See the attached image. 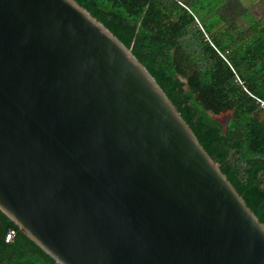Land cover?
Returning a JSON list of instances; mask_svg holds the SVG:
<instances>
[{"label": "water", "instance_id": "95a60500", "mask_svg": "<svg viewBox=\"0 0 264 264\" xmlns=\"http://www.w3.org/2000/svg\"><path fill=\"white\" fill-rule=\"evenodd\" d=\"M0 211L57 264H264V223L75 0H0Z\"/></svg>", "mask_w": 264, "mask_h": 264}, {"label": "trees", "instance_id": "16d2710c", "mask_svg": "<svg viewBox=\"0 0 264 264\" xmlns=\"http://www.w3.org/2000/svg\"><path fill=\"white\" fill-rule=\"evenodd\" d=\"M75 1L155 77L264 223V26H256L245 6L238 13L242 0H182L186 5L181 0ZM233 13L240 14L246 29L236 25ZM222 113H229L225 124L216 118ZM9 229L15 235L6 242ZM0 264L57 263L0 211Z\"/></svg>", "mask_w": 264, "mask_h": 264}, {"label": "rangeland", "instance_id": "374dc122", "mask_svg": "<svg viewBox=\"0 0 264 264\" xmlns=\"http://www.w3.org/2000/svg\"><path fill=\"white\" fill-rule=\"evenodd\" d=\"M182 2L186 5L185 1H182ZM237 3H238V9H236V10H238V13L241 9V6H243V7L245 6L244 8H246L248 13L251 14L252 17L254 18L256 26L258 28L264 26V0H242V1H237ZM231 15H233V17L235 18L236 25L238 27L242 28L243 30L248 27V24L246 22H244V20L240 16V14L233 13ZM228 17H229V14H228ZM225 18H226V16H225ZM196 24L199 25L198 22H196ZM233 35H235V34H233ZM205 38H207L206 35H205ZM223 52L226 53L227 51L225 50ZM169 65H170V59L168 58L166 60V62L164 63L163 67L167 68V67H169ZM160 71H162V70H160ZM200 78L202 81L205 82V79L201 75H200ZM228 117H229V113H222V114L218 115L216 118L221 123L225 124V121H227Z\"/></svg>", "mask_w": 264, "mask_h": 264}, {"label": "built area", "instance_id": "2783aa9c", "mask_svg": "<svg viewBox=\"0 0 264 264\" xmlns=\"http://www.w3.org/2000/svg\"><path fill=\"white\" fill-rule=\"evenodd\" d=\"M237 81L239 82V83H241L240 82V80L237 78ZM264 102H261L260 104L262 105ZM15 235V231H14V229H9L7 232H6V235H5V241L6 242H9L10 240H12V238H13V236Z\"/></svg>", "mask_w": 264, "mask_h": 264}]
</instances>
